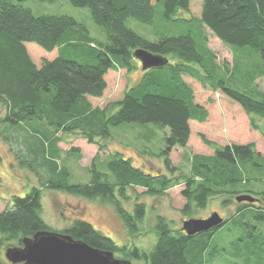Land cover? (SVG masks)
<instances>
[{"label": "trees", "instance_id": "1", "mask_svg": "<svg viewBox=\"0 0 264 264\" xmlns=\"http://www.w3.org/2000/svg\"><path fill=\"white\" fill-rule=\"evenodd\" d=\"M24 1L0 0V105L6 108L5 121L14 126L25 123L33 131L38 152L54 172L48 182L50 188L111 203L131 233L140 230L138 224L146 217V204L138 202L134 212H128L122 204V199L129 198L128 188L141 187L147 194L159 196L184 184L181 193L186 204L181 213L187 219L196 210L206 209L216 198L222 199L225 206L237 205L236 213L224 218L220 227L193 236L183 229L172 228L166 217L158 215L155 225L158 240L150 253L119 246L84 218H75L59 232L93 247L121 253L123 259L134 257L148 264H204V253L212 237L225 224L235 223L244 213L264 220V206L255 205L264 204V186L259 192L254 189L260 187L257 184L264 185V157L253 143L219 146L202 135L204 143L215 153L194 156L191 174L181 170L175 178L147 173L133 166L131 159H125L120 152H113L107 162L100 153L93 158L90 182L69 184L65 179L59 180L53 154L61 140L58 133L78 134L90 144L98 145L102 152L106 149L102 141L111 138L112 127L126 123H153L169 128L161 155L166 169L176 175L180 169L172 165L170 153L176 147H187L191 120L205 122L208 118L207 109L196 102L195 92L185 76L220 89L245 110L254 127H260L258 118L264 119V92H259L254 84L256 75L248 79L246 74L242 75L244 69L239 63L234 62L233 70L225 65L226 71H231L228 77L208 48L206 36L200 47L191 32L149 40L131 29L128 18L144 24L154 22L153 0H70L75 7L90 9L93 20L106 32L107 39L103 42L97 41L72 16H36L21 4ZM156 1L163 3L164 16L169 20L182 10H190L191 5V0ZM199 26L211 30L227 46L250 47L264 62V0H203ZM27 42L47 51L56 50L58 55L53 60L43 59L39 67L26 47ZM137 49L166 57L168 63L142 69L139 81L127 88L119 101L105 107L93 106L90 98L104 94L109 71L130 72L136 67ZM259 75L264 76V66ZM234 86L251 90L258 98ZM104 162L107 170L100 171L99 165ZM250 172L260 177L259 181L253 179V187L247 186ZM242 194H251L259 202L238 203L235 197ZM44 230L53 229L42 216L41 188L34 187L26 196L14 197L11 206L0 210V264H11L1 257L3 248L22 246L25 238Z\"/></svg>", "mask_w": 264, "mask_h": 264}, {"label": "rangeland", "instance_id": "2", "mask_svg": "<svg viewBox=\"0 0 264 264\" xmlns=\"http://www.w3.org/2000/svg\"><path fill=\"white\" fill-rule=\"evenodd\" d=\"M21 4L30 8L36 16H72L78 23L83 24L97 41L103 42L107 39L104 28L93 20L90 9L75 7L70 0L55 2L25 0ZM153 4L155 17L152 24H144L134 18H128L127 25L149 40L191 32L201 47V42L206 36L208 48L214 52L217 63L224 68L228 77L231 76V71H226L225 65L233 70L234 62L239 63L244 69L242 75L246 74L247 79L252 74L256 75L254 84L259 92H264V76L259 75L264 62L259 54L250 47L227 46L211 30L204 26L201 29L199 26L203 0H191L190 10L180 11L171 20L165 18L162 2L153 0ZM26 47L39 67L42 66L43 59L53 60L58 55L56 50L47 51L34 42H27ZM135 65L136 67L130 72L125 69L109 71L105 76L107 88L104 94L98 98H90L93 106L105 107L122 99L126 89L134 86L141 78L142 64L136 59ZM185 80L193 88L196 102L207 109L208 118L205 122L191 120L192 133L187 147H176L170 153L172 165L180 169L176 175L166 169L164 157L161 155L164 138L169 134V128H161L153 123H126L112 127L111 138L102 141L104 145L106 144V149L102 152L99 151L98 145L90 144L78 134L58 133L61 140L58 148L53 149L58 163L56 174L58 179H65L69 184L88 183L92 178L90 167L93 158L100 153L101 158H105L107 162L113 152H120L125 159H131L133 166L147 173L152 172L153 175L160 173L175 178L180 175L181 170L190 175L194 156H212L215 153L213 148L204 143L202 135L219 146L253 143L256 150L264 157L263 118L257 119L260 127H254L245 110L224 95L220 89H215L192 76H185ZM236 88L255 99L258 98L251 90L238 86ZM5 116L6 108L0 105V210L11 206L14 197H24L32 188L37 187L42 190V216L55 231L63 230L75 218H84L119 246L132 249L136 247L140 251L150 253L158 240L155 229L158 215L166 217L172 228L182 230L183 221L187 219L181 213L186 204L181 193L184 184L174 186L159 196H151L141 187L128 188L129 198L122 199L123 207L128 212L133 213L138 202L146 204V217L138 224L140 230L131 233L111 203L100 198L77 197L50 188L48 182L54 177V172L38 152V141L33 136V131L25 123L22 126L12 125L4 120ZM105 162L100 163V171L107 170ZM250 173L248 175L250 184L247 186L253 187L255 183L252 182L253 179L259 181L260 177L256 172ZM257 185L260 187L254 189L259 192L264 185ZM255 205L264 206L261 203ZM236 211L235 203L225 206L222 199L216 198L210 201L206 209L196 210L192 218H207L213 212H218L223 218H229ZM5 250L6 248H3L1 251L3 259H5ZM115 256L124 258L121 253H115ZM130 260L133 264H148L134 257ZM203 262L204 264H264V220L244 213L235 223L225 224L212 237L204 253Z\"/></svg>", "mask_w": 264, "mask_h": 264}, {"label": "water", "instance_id": "3", "mask_svg": "<svg viewBox=\"0 0 264 264\" xmlns=\"http://www.w3.org/2000/svg\"><path fill=\"white\" fill-rule=\"evenodd\" d=\"M134 57L141 62L143 70L168 63L166 57L145 49H137ZM235 200L238 203H254L258 199L251 194H242L236 196ZM223 223L224 218L218 212H213L207 218L184 220L182 229L193 236L220 227ZM5 257L11 264H133L129 259L117 258L113 251L93 247L83 240L54 230L39 231L25 238L22 246L8 247Z\"/></svg>", "mask_w": 264, "mask_h": 264}, {"label": "flooded vegetation", "instance_id": "4", "mask_svg": "<svg viewBox=\"0 0 264 264\" xmlns=\"http://www.w3.org/2000/svg\"><path fill=\"white\" fill-rule=\"evenodd\" d=\"M0 121H1V119H0ZM257 198V197H256ZM258 199V198H257ZM259 202V200H257V201H255L253 204H255V203H258Z\"/></svg>", "mask_w": 264, "mask_h": 264}]
</instances>
